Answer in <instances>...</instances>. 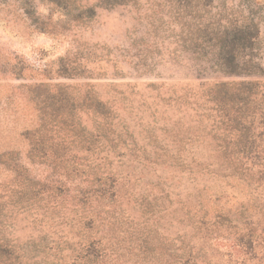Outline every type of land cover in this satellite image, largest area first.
Listing matches in <instances>:
<instances>
[{"label": "rangeland", "instance_id": "1", "mask_svg": "<svg viewBox=\"0 0 264 264\" xmlns=\"http://www.w3.org/2000/svg\"><path fill=\"white\" fill-rule=\"evenodd\" d=\"M66 2L0 0V264H264V192L224 159L210 83L264 76L214 72L208 37L186 52L194 20L255 25L264 66V0Z\"/></svg>", "mask_w": 264, "mask_h": 264}, {"label": "trees", "instance_id": "2", "mask_svg": "<svg viewBox=\"0 0 264 264\" xmlns=\"http://www.w3.org/2000/svg\"><path fill=\"white\" fill-rule=\"evenodd\" d=\"M49 1L65 9V14L71 13L67 9L66 0ZM128 1L130 0H97L90 6L83 4L82 10L77 15L71 14V18L78 20L92 18L97 7L110 8ZM210 7L213 8L212 5ZM195 9H199L198 5H195ZM25 13L28 17L34 16L33 11L27 10ZM192 22L187 26L189 45L186 50L191 56L201 55L196 48L199 45L198 40L208 37L207 46L202 47L204 50L202 54H210L212 56L210 58L215 59L214 72L226 76H264V66L253 61V54L252 58L248 54L249 60H245L244 57L247 55L244 50L253 49L254 43L259 40L257 26L254 25L256 31L253 33L247 30L246 24H238V22L221 19L209 20L208 24H203L204 21H201L200 24L195 23V20ZM173 56H175V60L180 55L174 52ZM148 64L147 57H145L144 63H141V66H144L141 67L144 71H140L138 75L152 71L150 67L146 66ZM210 83L214 86L211 91L214 94L213 101L221 111V114L216 117L217 123L212 126L218 132L224 159L230 164L229 167L233 174L236 173L239 177L246 178L248 185H255L256 188L264 192V142L257 145L254 140L257 137L260 140L264 134V80L210 81ZM98 113L100 117H106L102 106H98ZM226 143H231L230 150H227ZM241 237L242 234H240ZM4 252L5 249L0 246V255Z\"/></svg>", "mask_w": 264, "mask_h": 264}]
</instances>
